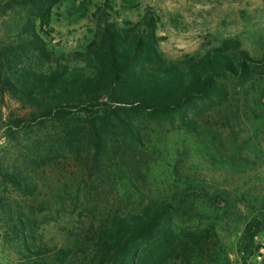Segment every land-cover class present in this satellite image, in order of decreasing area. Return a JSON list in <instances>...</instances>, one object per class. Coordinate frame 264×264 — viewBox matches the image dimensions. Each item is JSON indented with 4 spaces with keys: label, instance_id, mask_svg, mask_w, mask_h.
<instances>
[{
    "label": "trees",
    "instance_id": "obj_1",
    "mask_svg": "<svg viewBox=\"0 0 264 264\" xmlns=\"http://www.w3.org/2000/svg\"><path fill=\"white\" fill-rule=\"evenodd\" d=\"M64 1L0 0V93L24 111L2 127L7 144L0 152V229L5 241L15 244L18 264L206 263L214 227L177 231L175 218L190 211L185 201L153 198L111 211L66 247L38 241L33 203L48 168L61 158L70 157L91 181L110 167L128 168L132 160L139 168L144 162L138 158L154 133L150 126L180 117L193 130L189 115L194 107L201 113L208 102L226 105L233 84L263 79L264 56L253 58L239 42L227 41L204 56L168 61L159 49V18L149 12L133 28L106 26L88 47L84 65H72L53 57L43 36L50 37L45 29ZM13 15L17 18L6 23ZM259 233H264V214L247 224L239 248L258 254L264 264L262 246L254 245Z\"/></svg>",
    "mask_w": 264,
    "mask_h": 264
},
{
    "label": "rangeland",
    "instance_id": "obj_2",
    "mask_svg": "<svg viewBox=\"0 0 264 264\" xmlns=\"http://www.w3.org/2000/svg\"><path fill=\"white\" fill-rule=\"evenodd\" d=\"M149 12L159 18V49L168 61L204 56L227 41L239 42L253 58L264 56V0H66L45 29L50 37L43 36L53 57L84 65L88 47L106 26L133 28ZM232 86L228 104L208 102L201 113L194 107L193 130L180 117L150 126L154 133L138 158L144 162L139 168L132 160L128 168L110 167L93 182L70 157L48 168L33 203L38 241L72 246L111 211L153 198L176 199L190 209L187 217L175 218L177 231L214 227L204 264H261L258 254L239 243L247 224L264 214V77ZM22 114L19 104L0 93V152L7 144L3 123ZM0 234V264H18L15 244L5 241L2 229ZM254 240L255 247L264 248V233Z\"/></svg>",
    "mask_w": 264,
    "mask_h": 264
}]
</instances>
